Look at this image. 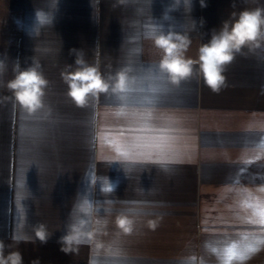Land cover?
I'll list each match as a JSON object with an SVG mask.
<instances>
[{
    "label": "crops",
    "instance_id": "1",
    "mask_svg": "<svg viewBox=\"0 0 264 264\" xmlns=\"http://www.w3.org/2000/svg\"><path fill=\"white\" fill-rule=\"evenodd\" d=\"M205 2L193 0L187 12L183 0H0V239L12 243L14 231L34 237L40 222L51 232L46 244H19L24 264H224L225 249L264 235L248 222L256 219L249 205L264 203V47L228 66L219 93L196 75L171 85L158 68L153 27L187 34V55L196 58L233 12L264 6ZM37 10L53 14L52 22L35 25ZM70 49L83 50L105 77L126 71L128 92L76 107L61 77L75 62ZM34 58L49 85L45 108L28 115L3 84L17 60L26 68ZM135 136L175 138L179 158L167 165L125 158L116 138ZM78 198L109 221L108 235L97 236L110 244L107 253L91 245L60 250L59 238L80 218L72 212ZM132 210L140 217L133 233L117 234L115 215ZM258 247L243 264H264Z\"/></svg>",
    "mask_w": 264,
    "mask_h": 264
},
{
    "label": "clouds",
    "instance_id": "2",
    "mask_svg": "<svg viewBox=\"0 0 264 264\" xmlns=\"http://www.w3.org/2000/svg\"><path fill=\"white\" fill-rule=\"evenodd\" d=\"M127 2L128 0H118L120 5ZM199 2L201 8L207 7L205 0ZM179 3L180 0H176V5ZM183 5L187 12H191L194 7L193 0H183ZM52 19L53 14L44 10H37L35 13L37 26L50 24ZM202 24L203 20L201 26ZM151 33L154 46L161 52L159 71L166 76L168 83L179 86L196 75L202 78L209 90L219 93L227 86L225 73L228 66L238 56L247 57L249 53L264 47V6L246 7L239 13L233 12L232 18L224 21L219 30H213L207 43L199 45L196 58L187 55L192 45L187 34L165 32L157 27H153ZM69 54L75 55L74 65H65L61 77L67 86L66 95L76 107H88L90 99L98 98L102 93L128 92L130 78L126 71L121 70L115 76L105 77L98 63L90 64L86 61L83 50L70 49ZM0 66H4L3 61H0ZM13 71L14 76L3 86L11 93L14 106L28 115L41 112L45 108L44 97L49 81L44 76L39 60L34 58L26 68H21L17 60ZM72 212L79 213L80 218L73 219L65 234L59 238L60 250L65 254H74L82 246L91 245L101 253L110 251V244L97 240L98 235H108L109 221H101L96 217L94 207L84 198H78L74 202ZM139 219L134 210L116 214L113 221L116 233L121 236L131 235ZM147 226L155 229L158 221L148 219ZM33 233L34 237H27L14 231L10 237L12 243L9 244L0 239V264H24L23 255L18 250L19 244H35L36 241L46 244L51 236L48 226L43 222L33 226ZM6 248L9 249L7 253ZM30 264H40V261L37 258Z\"/></svg>",
    "mask_w": 264,
    "mask_h": 264
},
{
    "label": "snow or ice",
    "instance_id": "3",
    "mask_svg": "<svg viewBox=\"0 0 264 264\" xmlns=\"http://www.w3.org/2000/svg\"><path fill=\"white\" fill-rule=\"evenodd\" d=\"M116 148L125 158L151 161L162 165L176 162L180 155L176 147V140L171 137L135 136L126 143H121L116 138ZM104 190L112 191L113 189L108 187ZM249 207H254L253 216L256 219L252 220L249 218L248 222L257 223L264 229V203L255 206L249 205ZM247 239L248 237L246 236L245 240ZM258 245H264V235L246 243L243 247L233 244L230 248L225 249L227 260L224 261V264H233L234 261H239L240 264H243V261L250 258L251 253L259 251Z\"/></svg>",
    "mask_w": 264,
    "mask_h": 264
}]
</instances>
